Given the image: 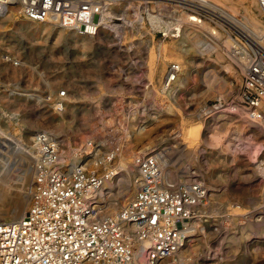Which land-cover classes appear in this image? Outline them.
<instances>
[{"label": "rangeland", "instance_id": "374dc122", "mask_svg": "<svg viewBox=\"0 0 264 264\" xmlns=\"http://www.w3.org/2000/svg\"><path fill=\"white\" fill-rule=\"evenodd\" d=\"M223 1L236 8L239 18L252 9L259 12L255 0ZM10 6L9 19L0 13V179L7 187L0 188L2 218L16 215L24 203L30 205L36 131L59 138L64 154L72 159L84 140L93 137L104 147L121 144L116 163L128 165L126 171L136 173L132 166L136 153L162 150L171 182L198 179L208 186L196 221L204 227L205 243L189 252V239L182 249L191 257L188 264H264V130L254 128L245 117L207 114L217 101L236 99L241 85L242 71L227 51L229 39L213 23H189L183 11L175 24L177 37L153 35L140 3L121 42L98 46L94 40L95 46L83 48L71 37L72 30L57 35L25 33L19 27L25 16L15 10L16 4ZM146 13L152 22L154 15ZM260 16L264 29V13ZM213 42L220 53L209 48ZM160 46L175 50L180 61L170 53L171 60L157 79L153 69ZM171 62H181V67L172 90H164L161 83ZM61 90L66 95L64 110L58 113L53 101ZM180 148L185 150L181 155ZM135 190L124 200L111 194L103 206L114 201L116 213Z\"/></svg>", "mask_w": 264, "mask_h": 264}, {"label": "built area", "instance_id": "2783aa9c", "mask_svg": "<svg viewBox=\"0 0 264 264\" xmlns=\"http://www.w3.org/2000/svg\"><path fill=\"white\" fill-rule=\"evenodd\" d=\"M111 1L1 0L0 4H19L29 20L55 22L81 35L95 36ZM255 1L264 13V0ZM140 3L150 33L163 38L177 37L175 24L182 11L196 24L213 23L215 30L230 40L227 51L240 67L242 81L236 99L217 101L207 114L222 113L229 118L264 122V48L256 44L247 27H239L193 0H140ZM147 11L154 15L152 22ZM13 63L16 65L18 61ZM179 68L178 63H169L161 83L164 90L172 87ZM65 95L66 91L61 90L59 98L53 101L58 113L64 110ZM33 145L36 153L30 205L19 219L0 221V264L191 261V257L178 253L190 239L189 229L201 217L198 207L206 202L208 194L202 181L170 182L161 157L156 154L159 150L138 152L132 159L137 171L133 197L116 213L101 217L97 192L105 180L115 175L121 144L104 147L99 140L89 137L73 152L76 161L65 158L62 141L47 131H36ZM261 198L264 203V190Z\"/></svg>", "mask_w": 264, "mask_h": 264}, {"label": "bare ground", "instance_id": "6f19581e", "mask_svg": "<svg viewBox=\"0 0 264 264\" xmlns=\"http://www.w3.org/2000/svg\"><path fill=\"white\" fill-rule=\"evenodd\" d=\"M193 1L197 2V4H199L200 6L206 7L209 10L217 11L218 14L221 17L226 18L227 20L233 22L234 24H236L239 27H247L251 31V34H252L256 44H258V45H260V46H262L264 48V29H263V25H262V17L260 16L261 15V11L259 10L258 7H257L258 11H259L258 13H254L253 9H252L251 12H247L246 11V14L239 18L238 17V13L236 12V8H233V7H230V6L228 7L224 3L223 0H193ZM239 1H241L242 3H245L248 0H239ZM252 2H253V0H252ZM252 2H251V4H252ZM14 4H16V3H14ZM139 4H140L139 2H134L132 0H113V1L110 2L108 10L105 11L103 13V15H102V26H101V28H100V30H99L97 35H95V36L81 35L77 31L72 30L71 37L74 40L78 41V43H80L83 48L95 46L93 44L94 40H97V44L96 45H98V46H100L103 42H109V41H114V40H118L119 42H121L122 37H124L123 36V29L129 28L128 25H133L132 16L138 14ZM222 4H223V6H222ZM224 5H226L228 8L227 9L224 8V7H226ZM16 6L17 7H15V10H19V13L22 14V9H21L20 5L16 4ZM12 9L13 8H11L10 5L6 6V5L0 4V13L2 11H4L5 12L4 13L5 14V18H7V19L10 18V15H11V11L10 10H12ZM118 17H122V19H119ZM116 19H117V21H115ZM0 20H2V19H0ZM187 21H189V23H192V24H194L196 26L208 24V22H203L201 24H196V23L191 21V19L189 18V15L187 16ZM30 23H33V24H31L32 26H30ZM19 27H20V29L25 31V33L29 31V32L37 33V34L56 33V35H57L59 33L61 34L64 31V28H61L55 22H36V21H32V20H27V18H25V17H24L23 20L20 21ZM193 27H195V26H193ZM192 29H194V28H192ZM113 34H116L115 36H116L117 39L113 38ZM229 42H230V40H229ZM209 45H210L209 48L211 50H216V51L220 50L219 46L215 42L209 43ZM158 50H159V52H158L159 55L157 57L158 63L155 66V68L153 69V72H154L153 74L155 75L156 78L158 77L157 79H159L161 77V75L164 73L165 63L168 60H171V58L169 59V57H168V55L170 53L173 52V53L176 54V56H174L173 59H178L179 58V55L177 54V52H175V50L166 49L163 46H160ZM164 51L166 52L165 54L163 53ZM219 53H220V51H219ZM178 61H180V60L178 59ZM179 65L181 67V62L179 63ZM182 66H184V65H182ZM170 90H172V89L170 88ZM252 125L256 129L264 130V123H262V122L261 123L260 122L259 123H255V122L252 121ZM143 130H144V127L139 129L138 131H136L135 137H136L137 134L139 135V133H141ZM186 133L188 135H190V136L192 135V131L189 128H188ZM143 140H145V139H142V141ZM8 144L10 145V143H8ZM34 151H35V149L33 147L31 152H34ZM183 151H185V150H182L181 148L178 149L179 155H181V153ZM162 153H163L162 150H160V151H158L156 153V154H158L161 157L160 161L164 158L162 156ZM65 158H68V156L65 155ZM65 158L63 157V159H65ZM76 160H77V158L74 157L73 161H76ZM161 164H162V161H161ZM127 166L128 165H126V164H124L122 162L119 165H117L116 171H115V175L113 177H110L109 179L105 180V182L103 183L102 187L97 192V199L100 201V203L102 205L101 217H104L106 215H110L118 207L117 203H115L114 201L113 202L109 201V202H111L110 204H107V205L103 206L105 201H106V199L108 197H111V194L117 193L116 196H118L119 198L124 200V198H126V196H128L131 193V191L136 188L133 179L137 176V171H136V173L131 171V170H129V169L126 171L125 168ZM163 169H164L163 171L165 173L166 167L164 165H163ZM28 172H29V170H28ZM25 173H24V175L27 176L28 173H26V174ZM28 176H29V174H28ZM165 176H166V179L169 180L168 174L165 173ZM29 177L31 178V174H30ZM29 177H27V179ZM24 178H25V176L23 177V180H24ZM4 182H6V181H4L3 179H0V188H2L5 185ZM5 187L6 186H4V188ZM206 187H207V189L209 191L208 186H206ZM28 206H29L28 203H24L22 208L20 207L21 209H19L17 214L12 216V217L2 218V216L0 215V221L7 222V221H14V220L19 219L23 215V213L25 212V210L27 209ZM234 224L237 225L236 222H234ZM203 229H204V227H202V225H199V223L198 224L196 223L194 226L191 227V229H189L188 233L190 235V238L192 239V241H189V247H190V249H189L190 251L189 252H193L197 248V245H200L201 241L204 242L203 241V239H204L203 238V236H204L203 234L205 233V231L203 232ZM240 229H241V227H240ZM225 230L228 232L230 229H225ZM223 241H224V238L218 244L219 247L222 246V243L224 244ZM181 254L183 255L184 251H182V250H181V252L179 251L178 255H181Z\"/></svg>", "mask_w": 264, "mask_h": 264}]
</instances>
